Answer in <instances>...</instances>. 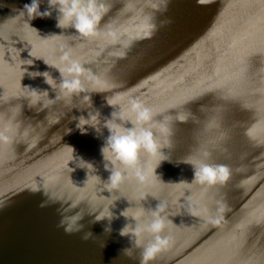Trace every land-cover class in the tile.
I'll use <instances>...</instances> for the list:
<instances>
[{
  "label": "water",
  "instance_id": "obj_1",
  "mask_svg": "<svg viewBox=\"0 0 264 264\" xmlns=\"http://www.w3.org/2000/svg\"><path fill=\"white\" fill-rule=\"evenodd\" d=\"M31 2L0 0V131L12 121L29 133L0 138V264H140L143 248L120 230L137 218L150 221L158 204L171 243L151 264H264V0H172L164 14L150 0H105L109 12L92 38L58 28L48 0H40V11L51 17L30 19L21 11ZM147 16L157 28L143 37ZM166 17L172 22L160 26ZM69 49L88 70L81 77L88 92L66 101L29 73L47 71L59 83V70L44 60L59 64ZM26 86L54 100L30 106ZM130 97L151 107L157 121L165 118L171 132L160 137L164 155L141 154L143 181L109 190L111 168L100 151L108 129L101 123L99 133L86 126L81 134L74 117L99 110L103 121ZM204 150L208 163L231 169L227 184H189L194 169L183 161ZM100 209H111V222H93ZM77 213L92 233L87 241L59 226L62 215ZM141 239L146 245L153 235Z\"/></svg>",
  "mask_w": 264,
  "mask_h": 264
},
{
  "label": "clouds",
  "instance_id": "obj_2",
  "mask_svg": "<svg viewBox=\"0 0 264 264\" xmlns=\"http://www.w3.org/2000/svg\"><path fill=\"white\" fill-rule=\"evenodd\" d=\"M171 2L172 0H150V6L155 11L164 14L168 12ZM48 3L50 8H54L59 12L56 18V26L58 28L64 29L72 27L76 30L78 35L84 38H92L100 34L101 21L109 12V5L105 0H48ZM24 9L26 11H21V13L26 12L30 19H35L36 17H51L52 15L50 10L46 9L40 11V0H32L30 4L24 5ZM145 20L146 23L142 35L143 37H150L156 30L157 25L153 22L151 16L145 17ZM171 22V18L166 17L160 20V26L170 24ZM108 35L111 36L113 33L109 31ZM127 46V44L124 45V47ZM117 55L123 56L125 53L120 52L117 53ZM60 61L61 63L59 64H49L44 60L47 65L59 70L62 77L59 83H57L56 79L47 71H33L30 72L29 75L32 78L43 76L45 78V83L50 85L53 90L58 89L59 91H56L55 99L71 101L73 97H81V93H87L88 89L85 88L84 82L81 79L83 74L88 71L84 62L81 59L74 58L70 49L63 52L60 56ZM89 79L95 84L98 77L91 76ZM26 87L31 89L29 96L30 106L42 102V106L47 107V102L42 100L44 96L49 98V92L47 90L39 91L30 86ZM92 91L99 92L95 88H93ZM82 98L84 101L89 102V107H93L91 95L85 94ZM105 99L109 106H114L116 103L113 98L105 97ZM49 100L54 99L49 98ZM156 115L153 109L139 98L130 97L127 101V106H121L119 112L113 111L111 113V118L103 121L100 120L101 113L99 110L95 113L89 111L87 117L84 115L78 118L74 117V119H78L76 127L80 130L81 134L88 133V127L86 126H90L99 133L101 130V123L103 128L108 129L109 135L105 138L100 151L105 161V169L108 170L109 167L111 168L108 184L106 185L109 190L119 189L120 185L129 179L138 178L141 181L145 179L144 172L146 169L145 162L141 160L142 153H147L150 156L164 155V153L160 151V149L164 147L160 141V137L164 135L165 129H167L169 133L171 129H169L168 125L165 123V118L162 122L157 121L155 119ZM178 119L181 121L186 120L187 114H180ZM124 121H128L131 126H126ZM157 125L160 127L158 128ZM9 131H11L13 135L20 134L27 136L29 134L27 129H25L23 133H20L19 126L9 121L4 124L3 130L0 131V138L4 140L11 139V136L6 134ZM69 131H71V129ZM210 155L211 153L209 151L204 150L195 159L192 158V155L187 157L183 162L193 166L194 174L191 183L187 181L183 182L198 184L204 188L212 187L217 184H227L231 179V169L227 165L208 163L207 159ZM80 159L89 165V167H94L91 162L84 160L82 157ZM166 159L167 158L162 159L160 162ZM43 206L44 205L41 204V207ZM163 210L164 205L158 204L156 209L151 212L152 218L150 221L141 224L137 218L135 227L129 229V225H126L120 230L122 236H126L129 233L135 235V246L137 248H143L140 264H151L156 255L166 249L171 243V237L162 235L168 223L167 218L161 214ZM96 212L97 211L89 212L88 214L91 215ZM126 213L127 209H124L120 215L127 217ZM140 214H142V210L138 215ZM83 217L84 216L79 213L72 217H65L62 215L59 226L63 227L69 234L83 232L82 239L87 241L92 237V233L83 230L84 225L80 223ZM104 218H107L109 222H111L114 218L111 209H100L99 214L95 216L93 222L100 221ZM105 231H111L110 225ZM143 232H148L153 235V239L146 245L141 239V234ZM125 253L131 257V248L125 249Z\"/></svg>",
  "mask_w": 264,
  "mask_h": 264
}]
</instances>
